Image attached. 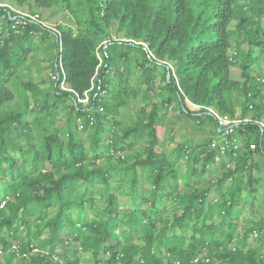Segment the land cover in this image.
<instances>
[{
	"label": "trees",
	"instance_id": "1",
	"mask_svg": "<svg viewBox=\"0 0 264 264\" xmlns=\"http://www.w3.org/2000/svg\"><path fill=\"white\" fill-rule=\"evenodd\" d=\"M0 3L64 18L14 32L0 8V264H264V0ZM170 108L208 137L161 149Z\"/></svg>",
	"mask_w": 264,
	"mask_h": 264
},
{
	"label": "built area",
	"instance_id": "2",
	"mask_svg": "<svg viewBox=\"0 0 264 264\" xmlns=\"http://www.w3.org/2000/svg\"><path fill=\"white\" fill-rule=\"evenodd\" d=\"M0 8L5 9L4 12H6L7 16L12 22L10 25V30L14 32L17 31L18 27H23L27 25L28 23H38L43 27H47L46 24L41 20L38 13H30L27 11L18 10L8 4H3V3H0ZM3 19H4V14L0 16V25L2 24ZM61 85H65V84L62 82ZM78 102L83 105H86L88 102V98L86 94H84V98L78 99ZM186 104L188 106H191L194 109V111H197L200 109V107L195 106L188 101H186ZM207 110L209 114H211L214 117V119L218 122L219 127H220L219 129L220 134L221 133L223 134L221 140L219 139L217 141H213L210 144V148L212 150H216L218 154L221 156L225 155L226 152H228L230 149L237 150L238 147L240 146V141L235 137L234 131H235V128L238 126V124L241 123V120L239 118L230 119L227 116H221V114L218 115L217 113H215L214 111L210 109H207ZM99 111H101V108H99ZM93 121L94 119L90 118L89 124L91 125ZM244 121H247V120H244ZM78 126L79 128H81L80 121H78ZM259 127L261 131V136L264 138V123L262 122L259 123ZM222 129H224V131H221ZM227 136H232V139L227 138ZM255 147L256 146L254 144H251L249 146L250 150H254ZM4 206H5V200L0 201V209H2ZM258 236H259V233L253 232V234L251 235V238L255 239ZM18 248H19L18 244L13 243L11 251L16 253L17 256H20L21 258H27L26 253L19 254ZM32 253L42 254L43 251L37 248H33ZM213 260L214 259H211L208 256L207 250L203 249L200 254L192 258L187 264H209ZM176 264H179V263L176 262Z\"/></svg>",
	"mask_w": 264,
	"mask_h": 264
},
{
	"label": "rangeland",
	"instance_id": "3",
	"mask_svg": "<svg viewBox=\"0 0 264 264\" xmlns=\"http://www.w3.org/2000/svg\"><path fill=\"white\" fill-rule=\"evenodd\" d=\"M26 11V10H22ZM28 12V11H27ZM35 13H38L41 20L46 24L47 27L54 26V23L56 21H64V18L62 15H54L51 20L46 21L45 17L48 15L47 11H36ZM42 55V54H41ZM41 55H39V60H41ZM42 66H46L45 63H40ZM264 68V62L262 60L259 61V63L252 68V72L254 74H257L258 71L262 70ZM49 70L45 72V74H49ZM130 85L134 87V77L131 76L130 79ZM130 88V86H128ZM67 88L65 85H59V90L65 91ZM17 99H15V102ZM188 106V105H187ZM139 107L138 103L130 107L128 110H125L123 121L125 123H128V118L133 116L134 111ZM191 107V106H189ZM192 108V107H191ZM178 112H174L172 108L166 112V117L163 120V123L158 128V136L160 137L162 144L161 149L166 150L167 152H171L176 144L185 141V140H194L195 142L201 141L208 137L207 134L202 133L201 131L193 130L192 122L189 119L183 118V117H177ZM64 123V120L61 122H57V125H61ZM173 136L174 141H169L168 137ZM82 140H85V135L81 136ZM222 138V137H221ZM221 138L214 139V141L221 140ZM138 149L142 147V141H138L136 145ZM126 154V153H125ZM26 240V239H25ZM90 256L88 254H81L80 255V264H91L90 262Z\"/></svg>",
	"mask_w": 264,
	"mask_h": 264
},
{
	"label": "water",
	"instance_id": "4",
	"mask_svg": "<svg viewBox=\"0 0 264 264\" xmlns=\"http://www.w3.org/2000/svg\"><path fill=\"white\" fill-rule=\"evenodd\" d=\"M58 76V75H57ZM166 76H167V78H169L170 77V72L169 71H167V74H166ZM221 131H224V129H222ZM220 132V131H219Z\"/></svg>",
	"mask_w": 264,
	"mask_h": 264
},
{
	"label": "crops",
	"instance_id": "5",
	"mask_svg": "<svg viewBox=\"0 0 264 264\" xmlns=\"http://www.w3.org/2000/svg\"><path fill=\"white\" fill-rule=\"evenodd\" d=\"M188 107H189V106H188ZM189 109H190V110H192V111H194V109H193V108H191V107H189Z\"/></svg>",
	"mask_w": 264,
	"mask_h": 264
}]
</instances>
